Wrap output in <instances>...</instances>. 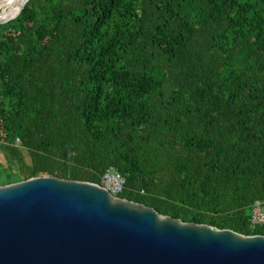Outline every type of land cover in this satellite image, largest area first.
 <instances>
[{"label":"trees","instance_id":"obj_1","mask_svg":"<svg viewBox=\"0 0 264 264\" xmlns=\"http://www.w3.org/2000/svg\"><path fill=\"white\" fill-rule=\"evenodd\" d=\"M0 153V185L115 167L121 198L264 235V0H28L0 24Z\"/></svg>","mask_w":264,"mask_h":264},{"label":"water","instance_id":"obj_2","mask_svg":"<svg viewBox=\"0 0 264 264\" xmlns=\"http://www.w3.org/2000/svg\"><path fill=\"white\" fill-rule=\"evenodd\" d=\"M0 264H264V235L183 221L102 184L43 175L0 185Z\"/></svg>","mask_w":264,"mask_h":264},{"label":"built area","instance_id":"obj_3","mask_svg":"<svg viewBox=\"0 0 264 264\" xmlns=\"http://www.w3.org/2000/svg\"><path fill=\"white\" fill-rule=\"evenodd\" d=\"M101 184L114 195H118L125 189L126 179L115 167H109L102 175ZM251 222L254 226L264 224V201H255Z\"/></svg>","mask_w":264,"mask_h":264},{"label":"bare ground","instance_id":"obj_4","mask_svg":"<svg viewBox=\"0 0 264 264\" xmlns=\"http://www.w3.org/2000/svg\"><path fill=\"white\" fill-rule=\"evenodd\" d=\"M25 1L26 0H0V22L8 21L15 17L24 6Z\"/></svg>","mask_w":264,"mask_h":264},{"label":"rangeland","instance_id":"obj_5","mask_svg":"<svg viewBox=\"0 0 264 264\" xmlns=\"http://www.w3.org/2000/svg\"><path fill=\"white\" fill-rule=\"evenodd\" d=\"M1 162H3L4 164H5V166H6V163H5V161H4V158H3V155L0 153V165H2V163ZM9 175V174H8ZM14 181H16V178L14 177V176H10L9 177V179H8V181H6L7 183H12V182H14Z\"/></svg>","mask_w":264,"mask_h":264}]
</instances>
